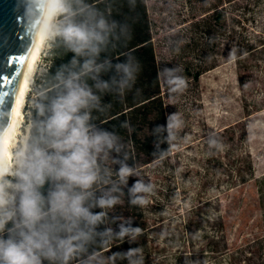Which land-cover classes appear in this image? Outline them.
I'll return each mask as SVG.
<instances>
[{"label":"rangeland","instance_id":"obj_1","mask_svg":"<svg viewBox=\"0 0 264 264\" xmlns=\"http://www.w3.org/2000/svg\"><path fill=\"white\" fill-rule=\"evenodd\" d=\"M145 2L157 69L179 67L186 80V88L172 93L158 76L166 130L174 113L182 127L162 157L140 164L139 144L134 149L139 176L130 177L128 187L142 178L153 191L144 194V205L131 204L122 185L121 202L108 210L110 228L118 232L123 220L139 227L140 209L149 232L148 264H264V215L254 180L264 175V0ZM47 46L44 41L34 72ZM32 84L12 148L25 131ZM239 161L240 177L231 170ZM195 223L202 225L190 237ZM253 242L260 256L247 260L240 249ZM129 248L123 255L111 249L93 254L91 264H130L139 238Z\"/></svg>","mask_w":264,"mask_h":264},{"label":"clouds","instance_id":"obj_2","mask_svg":"<svg viewBox=\"0 0 264 264\" xmlns=\"http://www.w3.org/2000/svg\"><path fill=\"white\" fill-rule=\"evenodd\" d=\"M129 2L134 6L135 0ZM28 3L33 32L42 31L49 47L59 45L74 56L33 92L31 119L11 149V166L0 155V264H91L88 248L97 236L135 240L140 232L131 221L120 223L118 232L99 231L108 210L121 202V186L137 205H144V194L153 191L142 178L128 187V179L139 174L128 164L126 145L93 115L108 112L104 95L123 98L133 90L141 65L129 53L114 66L109 81L100 78L111 70L110 62H98L100 53L113 40L132 37L130 25L112 20L96 0ZM180 72L179 67L158 70L172 93L187 86ZM121 127L132 130L128 122ZM181 127L179 113L169 115L162 142L171 143ZM163 131L157 126L154 133ZM138 253L130 250V264H143Z\"/></svg>","mask_w":264,"mask_h":264},{"label":"trees","instance_id":"obj_3","mask_svg":"<svg viewBox=\"0 0 264 264\" xmlns=\"http://www.w3.org/2000/svg\"><path fill=\"white\" fill-rule=\"evenodd\" d=\"M98 7L105 12L110 13V18L121 23H127L131 29V39L125 42L123 39L113 40L99 55L98 62L103 63L105 61L110 62L111 70L102 72L100 78L104 81H109L115 74L114 66L118 63H122L126 60L127 54H132L140 62L141 70L138 74L136 83L132 91L127 92L123 98L117 95L106 94L103 96L105 104H110V108L107 113H93L96 117V123L101 127L110 131L114 130L122 137L126 147L125 152L128 154V164L136 168V155L134 149H137L139 144V152L142 153L140 164H145L151 161L153 158L162 157L169 153V146L167 142H162L167 137V130L163 118V105L160 93L158 69L155 60L154 47L152 43L150 22L148 19V12L145 0H135L134 6H132L129 0H96ZM221 12L217 11L214 14V18L219 19ZM248 49L252 48L251 43H247ZM250 50V49H249ZM74 54L66 51L59 45L47 46L42 56V67L34 72L32 77V92L37 88H41L49 80L50 74L55 73L57 68L62 64H67ZM199 72L192 73L193 78L198 77ZM91 83V81H89ZM139 90L137 94L136 90ZM27 121L31 119L32 109L30 105L26 106ZM128 122L131 125L132 130L121 127V124ZM157 126H163L165 131L162 133H154ZM159 148H157V142ZM139 163V161H138ZM231 170L237 176L240 175L241 162L231 165ZM228 173L226 170L225 173ZM253 172L248 169V176H252ZM245 179H243L244 181ZM255 189L257 195V204L262 215H264V175L254 178ZM94 211L99 212L101 209L96 208ZM130 221L123 220L117 221L120 223ZM111 219L108 211V218L106 222L100 225V232H103L105 228L110 227ZM192 229H190V237L192 233L199 230L202 223H195ZM127 226V225H125ZM132 227V223H131ZM140 232L136 238H139V256L143 258V264H148V255L150 249L147 245V237L149 235L148 226L146 220L142 216V211L139 209V227ZM191 239V238H190ZM113 238L106 235H99L95 241L89 246L88 254L100 253L105 250L117 251L118 254L123 255L130 248V237L118 238L114 242ZM252 244H247L240 249L244 252L247 260L249 258H259L260 254L256 253L258 249Z\"/></svg>","mask_w":264,"mask_h":264},{"label":"water","instance_id":"obj_4","mask_svg":"<svg viewBox=\"0 0 264 264\" xmlns=\"http://www.w3.org/2000/svg\"><path fill=\"white\" fill-rule=\"evenodd\" d=\"M34 28L28 0H0V135Z\"/></svg>","mask_w":264,"mask_h":264},{"label":"bare ground","instance_id":"obj_5","mask_svg":"<svg viewBox=\"0 0 264 264\" xmlns=\"http://www.w3.org/2000/svg\"><path fill=\"white\" fill-rule=\"evenodd\" d=\"M45 37L43 32L34 33L27 51L24 66L20 73V80L12 96L10 109L5 125L0 135V155L7 162L10 160L11 149L16 141L15 132L18 130L22 108L30 87V83L35 71L36 62L44 44Z\"/></svg>","mask_w":264,"mask_h":264}]
</instances>
